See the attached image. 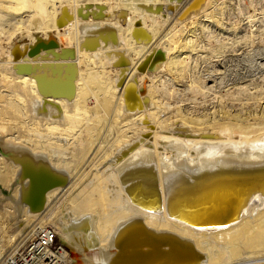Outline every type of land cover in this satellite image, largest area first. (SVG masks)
I'll return each mask as SVG.
<instances>
[{
	"label": "bare ground",
	"instance_id": "obj_1",
	"mask_svg": "<svg viewBox=\"0 0 264 264\" xmlns=\"http://www.w3.org/2000/svg\"><path fill=\"white\" fill-rule=\"evenodd\" d=\"M32 1L0 0L7 17L20 15L13 21L16 28L23 24L27 33L32 31L8 41L0 67L1 89L15 91L9 95L18 101L10 103L12 108L6 105L8 112L23 109L31 120L22 126L28 133L17 139L23 151L8 138L1 145L11 156L0 154L5 165L0 175L13 177L8 183L14 186L16 212L38 222L29 234L48 223L57 225L60 241L80 252L74 264H264V120L209 124L162 104L154 85L159 73L188 67L184 50L195 48L190 38L201 24L197 17L194 23L186 20L197 16L205 0ZM172 22L181 27V39L151 46L155 32ZM190 24L194 27L187 30ZM51 40L59 44L56 52L72 55L55 59L41 51L29 56ZM86 62L101 66L99 79L85 72ZM148 79L153 83L145 93ZM91 85L98 106L109 107L113 126L121 128L98 164L97 152L91 177L84 180L79 165L62 152L76 148L79 155L72 157L81 162L88 152L76 123L89 110ZM261 112L264 119V107ZM32 132L37 140L31 150ZM69 192L71 211L51 213L53 199ZM29 198L38 204L32 207ZM24 226L18 233L22 238L30 230Z\"/></svg>",
	"mask_w": 264,
	"mask_h": 264
},
{
	"label": "rangeland",
	"instance_id": "obj_2",
	"mask_svg": "<svg viewBox=\"0 0 264 264\" xmlns=\"http://www.w3.org/2000/svg\"><path fill=\"white\" fill-rule=\"evenodd\" d=\"M210 1L211 0H207L206 3L205 0L206 5L204 3L200 7L201 11H198L197 16H195V14L191 18L189 17L186 20L188 23H194V20L197 21L196 19H199L198 21H200L201 24L199 27H203H198V29H200L197 31L198 34L196 33L195 36L192 35L190 38L192 42L194 41L193 43H196L195 48L184 50L185 54L183 55V58H189V62L187 65L188 67H186L183 71H180V73H159L154 83L155 87L157 88V96L158 98L160 97V100L163 102L162 104L166 105L167 102V104H170V106L172 107L177 106L187 116L192 118L195 117L201 120L207 119L206 121L210 122L209 124H211L213 121L225 122L226 120L228 122L236 121L238 123H242L243 125H246L249 122L252 125H255L258 122V124H262L261 120H264L262 119L261 112L264 107V0H212V2ZM35 3L36 2H33V4ZM203 9L205 11H202ZM164 10H166L165 12L170 13L172 15L171 10L167 11L166 8ZM0 11V16H4L0 17L1 67L2 65L4 66L5 61L2 50H4V48H7L12 42L16 41L17 38L23 36L26 37V35H29L28 33H32V31H29L27 33L28 28H26L25 25L23 26V24L22 27L20 26L16 28L13 21L20 16L19 14H17L18 16L15 15V18L10 16L7 17L5 15L6 11L2 8V6H0ZM201 12L202 14H200ZM26 14L29 15L28 12H26L23 18L25 19L27 17L26 20H28L29 18ZM106 14H109V10H107ZM16 20L18 21V19ZM159 22L161 21H158L157 24ZM174 22H172L171 26H169L168 24V26H165L161 30H157L155 32L151 46L154 45V47H156L160 43V45L167 44L168 40L170 41L171 39H173V37L178 39V36H180L179 39H181V35L178 34L179 31L182 32V30H180L181 27H177L176 25L174 26L177 20L175 23ZM201 22H203V24ZM158 26L161 27L162 25L160 23L157 25V28L160 29V27ZM175 27L177 29H174ZM193 27V24H190V26H188V29L187 27L185 29L190 30L193 29ZM14 33H16L17 35L15 34L14 36ZM10 36L11 38L13 37V39L9 40L8 38ZM24 39L26 38H22L21 41H25ZM8 41L10 42V44ZM5 56L8 57L7 53ZM84 64V70L89 68L87 69L89 71L85 70V72L89 73V77L93 78L96 76L95 73H97L96 77L99 79L101 75V73L99 72H101L102 70L100 68L101 66L98 64H92L91 62L88 63V65L87 62ZM97 66H99V68ZM93 70L95 71L93 72ZM97 70L100 71L97 72ZM177 75H179L180 77ZM152 83L153 80H151L150 82V79H148V82L144 87L145 93L147 91V84ZM2 84L3 80L2 75L0 74V93L2 95L4 94L3 96L0 94V100L3 98L0 102V127H4V130L0 129V154H4V156H11L12 152H9L7 150L9 147L7 149L3 147V143L1 145V141L9 142L10 140L11 143L12 138L17 140L19 138V135L20 137H22L25 133H28L27 126L29 125V122L31 123V120L29 119V115L27 116V114H25L26 111H24L23 109H20L21 111L19 110L16 113L13 111L14 114H11V111L10 113L8 112L7 106H10V103H16L15 105H17L18 101L17 99L14 100L16 98L15 96V98L12 97L11 99L9 95L15 91L11 93H7L8 91H3L1 89L3 86ZM93 86L91 85L89 89L90 91L88 90L89 92H87L89 95L86 94V99L88 100L87 106L89 110L84 109L83 116H81V119H79L78 123H76V125H78L79 127H77L78 129L76 128V131H78L77 133L79 134V139L81 140H79V142H88V152L83 157L81 162L79 156L76 157V159L72 157L73 155H79V152L74 150L76 148L67 151L62 150L63 152L61 151L62 154H64L65 159H74V164L76 165V167L77 165H79V170L82 172L78 174V176L85 173L83 174L84 180L86 178V180H89V178L91 177L90 175L93 170V165H91V162L96 156V154H98L97 152H100L98 154V160L94 162L98 164L99 162H102L106 153L108 151H111V147L115 144L114 141L117 140L118 135H120L119 128H121L120 126L119 128L118 126H113L112 111L109 110V107L107 108L104 106L100 108L98 106L96 98L92 96L94 94ZM1 104L3 106L5 104V106L3 107L1 106ZM2 107L7 108L6 110L9 114L5 113L6 111ZM9 108L12 107L10 106ZM2 110H4L5 112ZM20 112L24 116H22ZM2 113L4 114L1 115ZM169 115V112H164L163 114L164 117H168ZM22 117L25 118L23 119ZM25 122L27 123V126H24V128L22 126L25 125ZM87 122L88 124H86ZM23 129L24 132L22 131ZM8 138L9 140H7ZM28 139L31 143L29 146L27 145V147L31 148V145H34V141L37 140V138H35V133L33 134L32 138L30 137ZM16 140L13 141L15 144H17L16 150H22L24 147L21 146V143L19 145L18 140L17 142ZM12 146L16 147L15 145ZM31 150L24 152H26V154L28 155H33V152H31ZM159 150L162 151V149ZM71 151L73 154L71 153ZM167 156L168 155H166V157ZM3 167H5V165L0 163V168L4 171L5 169ZM3 171L1 170L0 172L3 173ZM77 173L74 174L76 181L78 178ZM4 176L3 174L0 175V264H3L5 259L8 256L13 255L15 251L21 250L27 244V242L32 239L31 237L33 235H30L29 232L31 231V228H33L34 225H38V222L35 223L34 220H31V222L23 220V218L20 217V211L18 210V212H16L13 206V204H16L15 202H13V200L15 201L16 199L14 197L15 194L13 193L14 186L13 183H8L10 180H12L13 177L6 176L7 179L5 180L6 177ZM2 177H4L3 179L5 181L2 179ZM68 178H70L69 175ZM4 184H6V186ZM81 188L83 189V187ZM81 188L79 191H81ZM87 189L88 188L86 187V190L84 191H88ZM71 194L72 192H69L64 197L63 194H61L58 196V198H54L51 203V213H53V210L60 212L62 209L65 208L67 211H71V206L68 202L66 203V200H68V197L71 196ZM17 204L15 206H17ZM20 221H24L26 223ZM24 225L30 227V230L28 231V234H25V236L22 238L18 236V233L22 228L25 227ZM48 225H51V227H54L56 230L58 229L56 228L57 225H54L53 223H48ZM71 253L72 258L74 259L77 257L78 253L80 254V252L76 253L75 251H71ZM81 255L84 256V254Z\"/></svg>",
	"mask_w": 264,
	"mask_h": 264
},
{
	"label": "built area",
	"instance_id": "obj_3",
	"mask_svg": "<svg viewBox=\"0 0 264 264\" xmlns=\"http://www.w3.org/2000/svg\"><path fill=\"white\" fill-rule=\"evenodd\" d=\"M3 264H74L71 250L51 226L39 227L27 244Z\"/></svg>",
	"mask_w": 264,
	"mask_h": 264
},
{
	"label": "water",
	"instance_id": "obj_4",
	"mask_svg": "<svg viewBox=\"0 0 264 264\" xmlns=\"http://www.w3.org/2000/svg\"><path fill=\"white\" fill-rule=\"evenodd\" d=\"M63 23H64L63 21H59L58 26L61 27ZM58 45L59 44L54 40H51L50 42H41L29 52V56L30 57L36 56L41 51H45L46 53H51L55 59H58L59 57H65L66 55H69V54L72 55L71 52H67V51H63L62 54H59L58 52H56ZM29 189H31V187ZM29 201H31V198H29ZM30 203L32 207H35L38 204L37 201L36 202L31 201Z\"/></svg>",
	"mask_w": 264,
	"mask_h": 264
}]
</instances>
